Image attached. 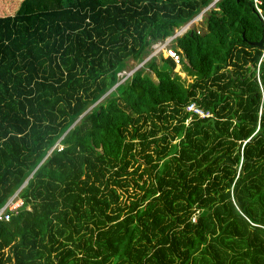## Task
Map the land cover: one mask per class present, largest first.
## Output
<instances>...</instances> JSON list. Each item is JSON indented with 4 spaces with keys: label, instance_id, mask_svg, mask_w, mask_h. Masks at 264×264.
<instances>
[{
    "label": "trees",
    "instance_id": "16d2710c",
    "mask_svg": "<svg viewBox=\"0 0 264 264\" xmlns=\"http://www.w3.org/2000/svg\"><path fill=\"white\" fill-rule=\"evenodd\" d=\"M259 1L0 0V264H264Z\"/></svg>",
    "mask_w": 264,
    "mask_h": 264
},
{
    "label": "built area",
    "instance_id": "2783aa9c",
    "mask_svg": "<svg viewBox=\"0 0 264 264\" xmlns=\"http://www.w3.org/2000/svg\"><path fill=\"white\" fill-rule=\"evenodd\" d=\"M218 1L219 0H211V2L209 3L210 5L208 7H212ZM252 3H253V7L255 8L256 12L258 14H260V9L258 8L260 5V1L259 0H252ZM206 9H208V8L203 9L201 11V13L199 15H197L198 18L196 17L195 20H200L201 14L204 13V11ZM189 28H190V24L187 23L182 28H180L179 31H176V33H174L171 37L155 43L151 47L152 48L151 56L156 55L157 53H160L159 51H162L165 58L170 59L174 63V65H177L179 63L180 58H179V55L177 54L175 48L170 46V42L172 41V39H174L175 37H178L186 29H189ZM122 74H124L125 76L130 75V73H128V74L122 73ZM122 74H120V75H122ZM185 111L190 112L192 114H196L200 118L210 117L209 113L202 112L197 106H195V104L193 102L189 103L185 107ZM187 121H188V119L186 120V122ZM21 203H22L21 200L17 197L16 194H14L9 199H7V201L4 203V205L0 208V221L1 220L7 221L11 214H15L18 211V208L21 206Z\"/></svg>",
    "mask_w": 264,
    "mask_h": 264
},
{
    "label": "rangeland",
    "instance_id": "374dc122",
    "mask_svg": "<svg viewBox=\"0 0 264 264\" xmlns=\"http://www.w3.org/2000/svg\"><path fill=\"white\" fill-rule=\"evenodd\" d=\"M210 4H208L206 7L202 8L198 14H196L195 16H193L190 20H188L184 25H186L187 23L190 24V26H194L195 28H198V27H202L203 25H201V19L207 14L208 10L210 7H208ZM205 8H208L204 11V13L201 14L200 16V20H195V18L197 17V15H199L201 13V11ZM198 18V17H197ZM201 25V26H200ZM159 55H161L162 57L164 56L163 55V52L162 51H159ZM155 58L156 60H159L158 59V54L155 55ZM142 62V61H141ZM140 63H136L135 61H132V60H128L126 63V70L123 71V73H131L132 70L138 68V66H140ZM143 62H145V58L143 60ZM160 64V63H159ZM129 70V71H128ZM127 71V72H126ZM126 74V75H127ZM171 75L174 76L176 75L177 77H179V80L184 84V85H187L191 82L192 78L190 76H187L186 73L181 69V65L178 63L177 65H175L172 70H171Z\"/></svg>",
    "mask_w": 264,
    "mask_h": 264
},
{
    "label": "water",
    "instance_id": "95a60500",
    "mask_svg": "<svg viewBox=\"0 0 264 264\" xmlns=\"http://www.w3.org/2000/svg\"><path fill=\"white\" fill-rule=\"evenodd\" d=\"M252 45L258 47V49H260V50H264V41H263L262 39L259 40V41H257V42H255V43H252ZM171 46L174 47V44H171ZM146 60H147V59H145V61H146ZM143 63H144V62L142 61L141 64H140V66H141ZM140 66H138V67H140ZM136 69H137V68H136ZM136 69L132 70V73H133ZM252 71H253V68L250 67V68H249V73L246 75V78L249 77L250 72H252ZM208 122L211 124V126H213V123H214L213 118H209L208 121H207L206 123H208ZM25 183H26V180H25V181L22 183V185L16 190L15 194H17V193L20 191V189L25 185Z\"/></svg>",
    "mask_w": 264,
    "mask_h": 264
},
{
    "label": "clouds",
    "instance_id": "9594fccd",
    "mask_svg": "<svg viewBox=\"0 0 264 264\" xmlns=\"http://www.w3.org/2000/svg\"><path fill=\"white\" fill-rule=\"evenodd\" d=\"M182 27H183V26H182ZM182 27H180V28H182ZM180 28H179V29H175L174 32H173V34L176 33V31H179ZM186 30H187V29H186ZM186 30H185V31H186ZM185 31H184V32H185ZM184 32H183V33H184ZM183 33H182V34H183ZM173 34H172V35H173ZM182 34H181V35H182ZM172 35H171V36H172ZM171 36H169V37H171ZM179 36H180V35H179ZM169 37H166L165 39H167V38H169ZM175 38H176V37H175ZM175 38H174V39H175ZM174 39H172L171 43H173V40H174ZM163 40H164V39H163ZM159 42H160V41H159ZM153 45H154V44H153ZM153 45H152V46H153ZM152 46H151V47H152ZM170 46H171V44H170ZM172 47H173V46H172ZM174 47H175V46H174ZM151 50H152V48H151ZM151 53H152V52H151ZM151 53H150L145 59L148 60L150 57L155 56V55H152V56H151ZM157 54H159V53H157ZM147 60H146V61H147ZM131 73H132V72H131ZM131 73H130V74H131Z\"/></svg>",
    "mask_w": 264,
    "mask_h": 264
},
{
    "label": "crops",
    "instance_id": "0c3cea01",
    "mask_svg": "<svg viewBox=\"0 0 264 264\" xmlns=\"http://www.w3.org/2000/svg\"><path fill=\"white\" fill-rule=\"evenodd\" d=\"M170 44H174V46H175V43H171V42H170Z\"/></svg>",
    "mask_w": 264,
    "mask_h": 264
}]
</instances>
